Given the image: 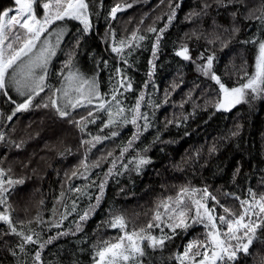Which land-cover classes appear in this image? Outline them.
Returning a JSON list of instances; mask_svg holds the SVG:
<instances>
[{"label": "trees", "instance_id": "obj_1", "mask_svg": "<svg viewBox=\"0 0 264 264\" xmlns=\"http://www.w3.org/2000/svg\"><path fill=\"white\" fill-rule=\"evenodd\" d=\"M117 2L120 0H92V28L86 34L81 32L78 22L70 21L73 28L51 63L47 87L34 100V104L47 102L59 88L69 52H73V64L84 67L88 73H97L99 90L106 100H111L115 69L122 68L131 78L133 89L124 92L120 100L131 108L143 93L141 111L148 113L152 126L136 141L135 151L130 149L116 161V168L111 161L120 157L121 146L136 131L133 125L120 126L115 129L118 136L96 143L95 147L82 145L81 141L110 132L107 128L101 131L106 113L96 112L91 105L73 109L72 120L87 116L91 109L100 117L84 131L69 119L59 117L52 108L32 107L8 120L15 105L0 93V133L5 137L0 141V167L11 169L9 174L14 179L24 180L7 196L8 205L14 221H25L26 234L34 229L40 233L41 242L56 237L42 251L43 264H92L104 234L113 232L107 228L113 215L125 213L129 222L145 226L157 203L181 186L207 187L234 211H239V202L225 193L242 199L248 197L249 189L258 195L264 193V98L249 97L248 102L228 111L217 110L214 105L219 99V86L199 71L197 65L201 61L191 63L175 55L182 44L190 48L194 58L206 50V54L214 51L213 70L226 86H237L243 82L240 77L244 71H255L257 47L244 41L264 37V26L256 19L264 9V0H237L227 8L217 7L214 0H209L213 6L200 16L195 13L201 12L205 0H175L180 7L171 23L165 15L170 11L168 0L163 4L160 0H124L132 7L118 12L116 21L108 14ZM13 4L14 0H0V12ZM130 11L143 20L138 34L146 39L139 46L134 45L130 55L125 49V65L111 51L109 34L114 24L121 28L123 19L118 18ZM233 12L237 13L235 17ZM250 12L254 13L251 17ZM149 26L165 29L155 58L152 44L156 34L147 31ZM233 27L239 29L235 37L230 35ZM78 37L80 44L74 49ZM167 121L173 123L166 126ZM213 147L216 151L210 154ZM143 148L148 149L142 154L151 163L138 172L131 170V165L128 171L120 168L121 163H127ZM109 152L113 153L111 157L107 156ZM85 157L87 171L81 166ZM96 162L99 167L93 166ZM110 168L113 175L105 177ZM117 170L122 174L116 175ZM74 171L80 174L72 176ZM102 180H106L103 197L98 206L90 208L96 205V185ZM76 188L81 191H74ZM208 204L211 207L213 203L209 200ZM5 206L0 205V210H5ZM84 212H88V217L81 222ZM57 223L60 227L53 226ZM16 226L22 227L19 223ZM196 228L197 224L187 230L177 229L163 247L143 246V264H180L177 254L190 242ZM7 230L8 225L0 222V233ZM162 233L171 235L167 231ZM18 241L19 237L12 234L0 236V264H32L38 245H26L22 252ZM235 264H264V231H258L249 253H239Z\"/></svg>", "mask_w": 264, "mask_h": 264}, {"label": "snow or ice", "instance_id": "obj_2", "mask_svg": "<svg viewBox=\"0 0 264 264\" xmlns=\"http://www.w3.org/2000/svg\"><path fill=\"white\" fill-rule=\"evenodd\" d=\"M164 2L165 0H160L161 4ZM236 2L237 0H214L217 7L224 8ZM91 3L92 0H14L13 8L0 12V93L15 105L12 114L7 116L8 120H12L16 113L27 111L32 107L52 108L55 109L59 117L69 119V122L81 131H84L88 124H95L100 117L95 115L93 110H88L87 116H81L79 120H72L70 119L72 115L70 109L83 107L85 102L87 105H93V101H97L98 103L93 105L95 111L106 113V120L103 122L101 131L107 128L110 129V132L103 136L94 135L90 140L81 141L82 145L95 147L96 143L114 138L119 135V132L115 129L122 125L131 124L136 129L126 144L121 146L120 157L111 161L113 168H116V161L122 159L126 152L133 149L136 141L152 126L148 113L141 111V103L145 100L143 93L140 94L131 108H128L120 100L119 97L124 92L133 89L131 78L126 76L122 68L117 67L115 69L116 80L112 89L111 100L104 99L94 78L89 80L78 71H68L64 77L65 81L68 82V88H58L52 96L48 97L47 102L34 104L35 98L44 92L45 87H47L45 84L48 74L47 66L50 58L56 55V49L67 31L66 25H57V22L79 21L83 25L81 32L88 33L92 28L90 19ZM212 6V2L205 0L201 12L195 13V15H206L207 9ZM131 7L132 3L120 0L111 7L108 15L111 19H116L118 12ZM168 7L170 11L165 15L168 23H171L180 4L176 3L175 0H168ZM37 9H40V14H38ZM10 13L12 14L10 15ZM236 15L237 13L233 12V17ZM252 15L254 13L250 12L249 16ZM256 19L260 20L262 26H264V9L260 11V15ZM142 23L143 20H141ZM53 25H56V27H53ZM164 30V28L158 29L152 26L147 29L148 32L156 34L152 44L154 58L159 50ZM238 31L239 29L233 27L230 30V35L235 37ZM138 33L139 29L133 31L127 39L116 41L111 48V51L119 55L121 62L125 65L128 64L125 49L129 50L127 54L130 55L133 46H139V42L146 39L144 35ZM53 37H55L54 42ZM80 39L81 37L77 38L76 44L73 46L74 49L79 47ZM113 39L115 40V37ZM210 42L214 43L215 41ZM221 43L224 44V41H221ZM244 43H250L257 47L255 71L251 74L244 71L240 77L243 82L234 87L226 86L221 77L213 70L214 51L211 54H206V50L194 58L190 48L186 44H182L175 52L177 57H181L185 61L191 63H195L197 59L201 61L197 65L199 71L219 86V99L214 105L217 110L228 111L241 102H248L249 97L253 99L264 98V37L249 39ZM150 63L152 62L150 61ZM104 64L107 66V61H104ZM72 67L73 52H69L68 59L64 62V68L71 69ZM61 74L63 75V73ZM151 75L150 72L149 78H151ZM69 88L77 93L75 97L70 94ZM9 89H13L18 96L22 97L23 102L17 103L9 95ZM57 93H60L61 96L58 97ZM61 98L64 100L63 105L60 104ZM126 113H130V115H126ZM171 123L173 121H167L166 126ZM235 134L233 133V135ZM4 139V134L0 133V141ZM156 139L159 140V136ZM147 150V148L140 149L127 163H121L120 168L128 171L131 165V170L138 172L144 165L151 163L150 158L142 154L146 153ZM215 151L216 149L213 147L210 154ZM112 155V152L107 153L109 157ZM81 166L87 171L89 167L87 157L81 161ZM93 166L99 167V162H96ZM113 168L105 173V177L113 175ZM10 172L11 169L5 170L0 167V205H7L5 210H0V222L8 225V230L0 233V236L12 234L19 237L18 247L22 252L26 251V245H38L34 253V264H43L42 251L56 237H50L41 242L40 233L34 229H29L31 234H26L23 231L25 221L13 220L7 196L15 186L23 185L24 180L22 178L13 179L9 175ZM79 174L74 171L72 176ZM115 174L122 173L117 170ZM93 184H95L94 181ZM105 186L106 180H102L96 185L98 188V194L95 197L96 205L90 206V208L99 205ZM73 190L76 192L81 191L79 188ZM225 195H230L239 202V211H234L229 206L221 203L216 195L208 191L207 187L198 189L188 185L181 186L175 197L168 196L159 201L154 210L152 222H149L146 228H141L139 231L135 228L128 231L126 219L121 215L114 216L109 222L110 227L120 229L123 234L117 237L115 242H101L96 251L95 264H143L141 258L144 257L145 251L141 245L144 241H147L148 246L152 248L163 247L165 240L171 239L172 235L176 234L177 229L187 230L196 224L204 227L203 238L190 241L186 245L184 252L177 257L180 264H235L239 253L245 255L249 253L250 246L257 239L258 231H264V193L258 195L249 189L248 197L244 199L234 193H225ZM209 200L213 202L211 207L208 204ZM217 208L221 209L222 214L217 213ZM73 210H75V202H73ZM87 217L88 212H84L80 216V221H85ZM37 220L39 221V217H37ZM17 223L22 226L20 229L17 228ZM27 223H31V221ZM161 225L169 229L171 235L165 234L157 237L148 231L158 228L163 232ZM53 226L60 227V224L57 223ZM57 235H64V233H58ZM12 254L15 255L14 249Z\"/></svg>", "mask_w": 264, "mask_h": 264}, {"label": "rangeland", "instance_id": "obj_3", "mask_svg": "<svg viewBox=\"0 0 264 264\" xmlns=\"http://www.w3.org/2000/svg\"><path fill=\"white\" fill-rule=\"evenodd\" d=\"M127 3H130V2H127ZM13 7H14V4L11 7H9V8H13ZM9 8H6L5 10H7ZM11 14L12 13H10V15ZM38 14H40V11L38 12ZM122 15L123 16H121V17L118 18V21L123 19V25L121 26V28H119V26L116 23V24L113 25L112 30H111V33L109 34V36H110L109 39H110V42H112V46H113V44L116 41H119V40H122V39H127L131 35V33L133 31H135V30L138 29V26H139V24L141 22L139 20L138 15L137 14H134L132 11H130L128 14L124 13ZM70 21H75V20H66L64 22H57V25H66L67 31H66L64 37L62 38L59 47L56 49V55L50 58L49 64L47 66V73H48L49 68L51 67V63L55 60L56 56L58 55L59 51L61 50L62 44L64 42V39H65L66 35L73 28V25L71 24ZM116 21H117V19H116ZM75 22H78L80 24L79 21H75ZM80 25L83 28V25L82 24H80ZM53 27H56V25H53ZM113 37H115V40L113 39ZM42 39H43V37H42ZM52 40L54 42L55 41V37H53ZM37 71H39V70H37ZM68 71H73V72H77L78 71L80 74H82L84 77L88 78L89 80H91V79L94 78L96 80V84H97V87H98V90H99V83H98L97 73L96 72L95 73H88L84 67L78 65L77 63L73 64V67L71 69H66V71L64 72L63 79L61 81V84H60L59 88H68V82L65 81V79H64V77L67 75ZM46 79H47V77H46ZM45 84H46V80H45ZM69 92H70V94L73 97H75L77 95V93H75L71 88H69ZM99 92H100V90H99ZM9 93L11 94L12 98L17 103L23 102V98L20 97V96H18V94L13 89H9ZM57 96L60 97L61 94L60 93H57ZM63 103H64V100H63V98H61L60 104L63 105ZM96 103H97V101L94 100L93 101V105L96 104ZM85 105H87L86 102H85ZM93 105H91V106H93ZM72 110L73 109H70L71 112H72ZM9 175L13 178V176L11 174H9ZM175 190L176 189H174V191ZM177 192L178 191H176L173 194H168L166 197H168V196L175 197L176 194H177ZM166 197H164V198H166ZM5 209H6V206H5ZM161 211H163V209H161ZM217 213L218 214H221V212L219 210H218ZM116 215H121V216H123L126 219V221L128 222V231H131L133 228H135L137 231H139V229L146 228V226H147V225L142 226L140 223L134 224L133 222H129L130 221L129 220V217L125 213L120 212V213H118ZM116 215H113V217L116 216ZM113 217L110 219V221L113 219ZM148 221L149 222H152V218L148 219ZM197 225H198V228L195 229V232L196 233L193 235V237H192V239L190 241H193V240H196V239H202L203 238V234L205 232V229H204V227L202 225H199V224H197ZM161 227L163 228V232L164 231L169 232V229L164 228L163 225H161ZM107 228L113 230V232L112 233H110V232L105 233L102 241L115 242L116 239H117V237H119L120 235L123 234L120 229H114V228L110 227V224H108V227ZM148 231L152 235H155L157 237H160V236L163 235V233L161 232V230L158 229V228H153V229H150ZM100 245H101V243H100ZM141 246L142 247L143 246H148V242L147 241H144ZM184 249H185V247H184ZM183 252H184V250L182 252H180L179 254H177V257L180 256ZM96 259H97V257L95 256V260L93 261L92 264H95ZM178 262L180 263L179 260H178ZM32 264H34V259L32 260Z\"/></svg>", "mask_w": 264, "mask_h": 264}]
</instances>
